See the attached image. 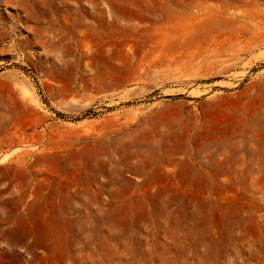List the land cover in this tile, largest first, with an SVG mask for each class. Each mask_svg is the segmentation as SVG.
Returning a JSON list of instances; mask_svg holds the SVG:
<instances>
[{
	"label": "rangeland",
	"instance_id": "rangeland-1",
	"mask_svg": "<svg viewBox=\"0 0 264 264\" xmlns=\"http://www.w3.org/2000/svg\"><path fill=\"white\" fill-rule=\"evenodd\" d=\"M0 264H264V0H0Z\"/></svg>",
	"mask_w": 264,
	"mask_h": 264
}]
</instances>
